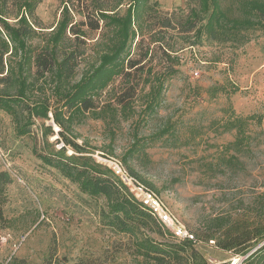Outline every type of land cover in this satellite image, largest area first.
<instances>
[{
  "label": "rangeland",
  "instance_id": "obj_1",
  "mask_svg": "<svg viewBox=\"0 0 264 264\" xmlns=\"http://www.w3.org/2000/svg\"><path fill=\"white\" fill-rule=\"evenodd\" d=\"M192 1L150 3L183 15ZM59 12L60 0L37 5L44 31ZM169 41L177 44L172 53L177 71L165 81L155 111L141 113L147 86L134 100L132 116L88 115L74 125V141L103 168L100 156L123 160L137 147L127 165L153 185L195 235L194 247L208 264H235L264 245V28L242 30L226 42L205 36L181 46V38ZM161 58L158 52L154 62L162 63ZM86 68L82 65L74 79ZM37 123L57 130L51 120ZM39 126L32 127V135L18 136L11 117L0 110V171L12 178L0 202V264L14 259L21 264H152L135 254L134 237L106 224L103 196L81 192L42 162ZM55 138L56 132L48 140ZM169 232L149 235L158 243H179ZM232 237L236 242L251 238L250 246L239 253L241 245L221 247Z\"/></svg>",
  "mask_w": 264,
  "mask_h": 264
},
{
  "label": "trees",
  "instance_id": "obj_2",
  "mask_svg": "<svg viewBox=\"0 0 264 264\" xmlns=\"http://www.w3.org/2000/svg\"><path fill=\"white\" fill-rule=\"evenodd\" d=\"M40 2L0 0V110L11 117L18 136L32 135V127L39 126L37 119L57 126L56 131L51 124L38 127L44 150L38 157L81 192L103 196L106 224L135 238L136 255L152 264H208L194 247V234V240L179 243H158L150 237L151 232L163 236L167 229L108 168L84 155V145L74 141V125L88 115L129 118L135 113L134 100L147 86L141 113L150 115L159 105L165 81L177 71L178 58L172 54L178 51L177 44L169 38H181L180 46L202 36L226 42L242 30L264 28V0H193L183 15L161 11L150 0H60L59 17L48 31L35 13ZM158 52L164 59L159 64L154 62ZM82 65L87 68L75 80ZM55 132L57 138L49 142ZM138 150L129 149L122 161L132 175L155 190L127 165V158ZM11 181L7 171H0V202L4 186ZM236 239L220 245L227 249L241 245L235 253L250 246L251 238ZM7 264L21 263L14 259ZM239 264H264V245Z\"/></svg>",
  "mask_w": 264,
  "mask_h": 264
},
{
  "label": "built area",
  "instance_id": "obj_3",
  "mask_svg": "<svg viewBox=\"0 0 264 264\" xmlns=\"http://www.w3.org/2000/svg\"><path fill=\"white\" fill-rule=\"evenodd\" d=\"M99 162L119 179L130 195L147 209L176 239L194 240V235L172 212L170 206L153 189L132 175L122 160L112 156H100Z\"/></svg>",
  "mask_w": 264,
  "mask_h": 264
},
{
  "label": "bare ground",
  "instance_id": "obj_4",
  "mask_svg": "<svg viewBox=\"0 0 264 264\" xmlns=\"http://www.w3.org/2000/svg\"><path fill=\"white\" fill-rule=\"evenodd\" d=\"M54 127L57 129V126L56 125H54ZM242 260V259H241ZM241 260L237 263V264H239L240 262H241Z\"/></svg>",
  "mask_w": 264,
  "mask_h": 264
},
{
  "label": "water",
  "instance_id": "obj_5",
  "mask_svg": "<svg viewBox=\"0 0 264 264\" xmlns=\"http://www.w3.org/2000/svg\"><path fill=\"white\" fill-rule=\"evenodd\" d=\"M237 262H238V261H237ZM237 262H236V263H237ZM236 263H235V264H236Z\"/></svg>",
  "mask_w": 264,
  "mask_h": 264
}]
</instances>
